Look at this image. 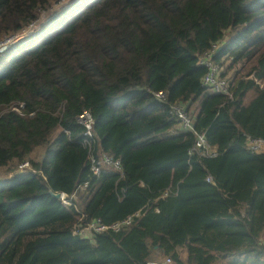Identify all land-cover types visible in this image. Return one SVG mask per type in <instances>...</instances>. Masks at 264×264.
I'll return each mask as SVG.
<instances>
[{"label":"trees","instance_id":"1","mask_svg":"<svg viewBox=\"0 0 264 264\" xmlns=\"http://www.w3.org/2000/svg\"><path fill=\"white\" fill-rule=\"evenodd\" d=\"M63 1L0 0V40ZM75 8L0 55V168L15 171L0 179V264H264V152L246 145L264 139V0ZM218 42L223 76L243 84L234 99L203 84L200 59ZM233 62L252 77L236 81ZM178 103L217 156L190 153L196 137L172 115ZM84 110L93 148L120 171L92 173ZM52 192L75 197L66 205ZM136 213L118 231L74 233L81 218L110 226Z\"/></svg>","mask_w":264,"mask_h":264},{"label":"built area","instance_id":"2","mask_svg":"<svg viewBox=\"0 0 264 264\" xmlns=\"http://www.w3.org/2000/svg\"><path fill=\"white\" fill-rule=\"evenodd\" d=\"M47 12L46 10L41 12ZM41 17V16H40ZM40 19V18H39ZM39 19L29 23L25 26L21 31L17 34L6 36L0 40V53L6 51L10 48L12 43L20 41L21 39H25L31 36L35 31V28L39 24ZM11 43V44H9ZM223 42H218L213 44L212 48L209 49L200 59V63L207 68V72L203 77V84L209 88H211L214 92L222 93L228 95L231 99L237 97L238 92L243 90L242 82L233 83L231 79L228 77L223 76V66L216 63L213 59L214 54H216L221 48L224 46ZM156 96L159 99H163L165 94L160 91L156 93ZM171 113L176 119L179 121L180 126L183 130L193 132L195 134L196 140L193 148L191 149L190 153H198L203 157H215L218 155L217 149L212 146L207 138L205 133L199 132L195 129L194 126V119L188 113L186 105L184 103H178L172 106ZM77 121L80 125H82L85 129V143L90 146L91 151V171L95 175L101 174L104 167L106 166H113L117 170H121V163L119 160L114 159L112 156H109L105 152L96 151L93 148V139H94V125L95 119L92 113L88 110H84L78 117ZM246 145L247 147L256 153L264 152V139L260 137H254L252 135H247L246 137ZM95 151V152H94ZM31 164L30 162L24 161L20 163L19 169H30ZM208 181H212L213 178L211 176L207 177ZM75 197V194L71 196L67 195L66 193L62 192L60 199L66 204L71 205L72 199ZM134 216H139V213L135 215H130L126 219L117 221L112 225L103 224L100 220H94L89 224L85 225L82 221V218L79 222L75 225L74 233L78 234L82 237H89L95 232H102L106 229L112 228L114 230H120L124 227L130 226L134 221ZM172 259L171 257H166L163 259H156L153 261H149L147 264H171Z\"/></svg>","mask_w":264,"mask_h":264},{"label":"rangeland","instance_id":"3","mask_svg":"<svg viewBox=\"0 0 264 264\" xmlns=\"http://www.w3.org/2000/svg\"><path fill=\"white\" fill-rule=\"evenodd\" d=\"M81 0H78V1H76V2H72V1H69V0H64L63 2H61V3H56V4H54L53 6H52V8L50 9V10H48L47 12H43L42 13V15H41V17H40V19H39V24L37 25V27L35 28V32L33 33L35 36H36V32L43 26V24L45 23V22H47V21H49L50 19V17L54 14V13H56V12H61V13H63L67 18H69L71 15H73L72 14V10L74 9V13H76V10H77V8H75L77 5H79V2H80ZM83 1H86V0H83ZM231 3H226V4H224V6H222V8H221V10H224V9H228V10H230L231 12L233 11L232 10V8H231ZM62 14V17L64 16ZM66 18V19H67ZM36 33V34H35ZM32 34V35H33ZM31 35V37H33ZM34 36V37H35ZM30 37V36H29ZM22 40H25L24 38L23 39H21L20 41H17V42H15V43H9V44H11L12 46L10 47V48H8L6 51H4V52H2V53H0V55L1 54H4V53H7V51L9 52V51H11L12 50V48L13 47H15V46H17V45H19L20 43H21V41ZM235 64H234V67H235V65H236V68H237V72H235V68H234V70H233V73H234V75H235V73H236V81L238 80V79H241L242 81H244V80H248L250 77H252L251 75H246V73H244V72H242V71H240L239 69H238V67H237V64H236V62H234ZM228 78L229 79H231L232 78V74H229V76H228ZM259 83H260V85L264 88V80L263 81H259ZM250 98H251V95H250V97H248V98H246L245 100H244V102H245V104H249L250 102H248L249 100H250ZM248 100V101H247ZM45 150H46V146H44V145H40L39 147H37L36 148V150L33 152V154H32V158H36V159H41L43 156H44V153H45ZM18 170H19V168H18ZM14 170H11V171H7L6 170V168H0V179L1 178H4V177H6V178H10V177H12L13 175H14Z\"/></svg>","mask_w":264,"mask_h":264},{"label":"water","instance_id":"4","mask_svg":"<svg viewBox=\"0 0 264 264\" xmlns=\"http://www.w3.org/2000/svg\"><path fill=\"white\" fill-rule=\"evenodd\" d=\"M52 195H53L55 198H57V199H59V198L61 197V193H60V192H52Z\"/></svg>","mask_w":264,"mask_h":264},{"label":"crops","instance_id":"5","mask_svg":"<svg viewBox=\"0 0 264 264\" xmlns=\"http://www.w3.org/2000/svg\"><path fill=\"white\" fill-rule=\"evenodd\" d=\"M234 64H235V63L233 62V70H234V68H235V72H237L236 65H235V67H234ZM235 75H236V73H235ZM260 81H262V80H260ZM245 99H246V98H245ZM251 100H252V99H250L249 101L247 100V101L250 102ZM245 102H246V101H245ZM184 257H186V256H184Z\"/></svg>","mask_w":264,"mask_h":264}]
</instances>
